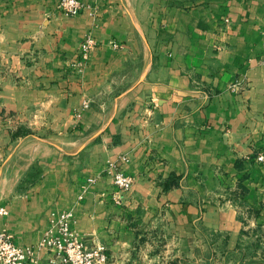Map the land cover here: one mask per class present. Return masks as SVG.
Listing matches in <instances>:
<instances>
[{
  "label": "crops",
  "instance_id": "obj_1",
  "mask_svg": "<svg viewBox=\"0 0 264 264\" xmlns=\"http://www.w3.org/2000/svg\"><path fill=\"white\" fill-rule=\"evenodd\" d=\"M59 1L0 0V228L35 247L72 209L105 264H174L200 233L238 251L264 228V0Z\"/></svg>",
  "mask_w": 264,
  "mask_h": 264
},
{
  "label": "built area",
  "instance_id": "obj_2",
  "mask_svg": "<svg viewBox=\"0 0 264 264\" xmlns=\"http://www.w3.org/2000/svg\"><path fill=\"white\" fill-rule=\"evenodd\" d=\"M58 8L67 15H77L83 9V2L60 0ZM94 46H96L95 39L88 36L81 45L83 59L88 58ZM256 159L264 162V152L259 153ZM108 173L113 176L120 193L132 188L134 178L122 170L118 161L109 164ZM6 213V209L0 207V216ZM74 218L72 209L52 211L50 224L35 247L19 245L9 231L0 228V264H26L29 261H36V247L48 249L54 257H59L65 264H105L108 260L106 245L84 243L72 228Z\"/></svg>",
  "mask_w": 264,
  "mask_h": 264
},
{
  "label": "rangeland",
  "instance_id": "obj_3",
  "mask_svg": "<svg viewBox=\"0 0 264 264\" xmlns=\"http://www.w3.org/2000/svg\"><path fill=\"white\" fill-rule=\"evenodd\" d=\"M261 225H264V222ZM242 237L243 244L239 245L240 249L235 253L228 249H216V242L226 241V236L217 239L211 233H200L190 238L187 241L190 244L187 245L191 247L169 251L165 249L163 252L168 257L176 254L174 264H264V228L259 227L258 230ZM179 241L181 240L176 239L173 243Z\"/></svg>",
  "mask_w": 264,
  "mask_h": 264
},
{
  "label": "trees",
  "instance_id": "obj_4",
  "mask_svg": "<svg viewBox=\"0 0 264 264\" xmlns=\"http://www.w3.org/2000/svg\"><path fill=\"white\" fill-rule=\"evenodd\" d=\"M166 186L169 187L170 185H166ZM242 188H243V190H246V187L243 186Z\"/></svg>",
  "mask_w": 264,
  "mask_h": 264
}]
</instances>
